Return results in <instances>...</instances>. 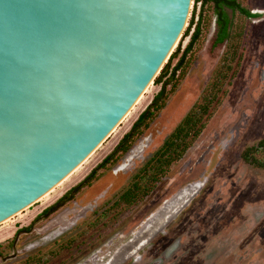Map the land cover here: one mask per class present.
<instances>
[{"label": "rangeland", "instance_id": "obj_1", "mask_svg": "<svg viewBox=\"0 0 264 264\" xmlns=\"http://www.w3.org/2000/svg\"><path fill=\"white\" fill-rule=\"evenodd\" d=\"M238 1L258 15L248 18L228 10L235 26L241 27L238 66L223 82L211 116L184 155L147 195L132 205L113 207L135 173L198 101L220 65L226 42L214 44L216 15L211 3L202 6L194 0L171 66L198 16L201 32L183 68L166 85L163 108L133 137L125 153L118 152L115 161L98 167L95 177L84 181L159 91L161 84L153 81L130 114L73 174L42 200L0 223V264H102L127 243L122 259L113 264H264V168L242 157L246 147L255 145L254 156L264 161V0ZM192 16L194 24L183 36ZM192 183L196 188L189 200L177 207L178 214L170 213L174 216L163 226L168 214L158 216V209L173 197L175 208L180 203L175 198ZM77 184L73 196L34 220ZM139 246L143 250L135 252Z\"/></svg>", "mask_w": 264, "mask_h": 264}, {"label": "water", "instance_id": "obj_2", "mask_svg": "<svg viewBox=\"0 0 264 264\" xmlns=\"http://www.w3.org/2000/svg\"><path fill=\"white\" fill-rule=\"evenodd\" d=\"M192 0H0V223L80 165L154 81Z\"/></svg>", "mask_w": 264, "mask_h": 264}, {"label": "trees", "instance_id": "obj_3", "mask_svg": "<svg viewBox=\"0 0 264 264\" xmlns=\"http://www.w3.org/2000/svg\"><path fill=\"white\" fill-rule=\"evenodd\" d=\"M198 2H200V5L202 6L206 3H211L213 13L216 15V32L214 44L226 42V49L224 51L220 65L214 72V76L211 82L205 88L198 101L194 102V104L184 114V116L180 119L174 129L166 136L161 146L157 150H155L153 155L142 165L137 173H135L129 185L115 199L113 207H118L119 205H132L137 200L147 195L155 185V183H157V181L165 175L170 165L178 161L184 155L186 150L200 135L202 129L205 127L207 119L211 116L213 108L218 102L217 94L221 86L223 85V82L228 77L229 73H231V75L233 74V71L231 72L232 68L238 66V59L240 58V56L236 58V54L239 49L241 27L235 26L233 18L229 14L228 10H231V12L233 13L238 12L239 14L248 18L256 17L258 14L251 12L238 0H194L195 4ZM192 24H194L193 16L191 17L189 26L186 28L183 36L188 35L189 29ZM200 32V17L198 16V19L194 24V29L190 34L189 41L183 49V52L177 59L176 63L171 66V61L178 55L179 48L171 53L169 61L162 67L158 76H156L154 83L161 84L159 91L153 96V99L147 106V108L139 114L130 130L123 135L116 147L89 172L84 181L95 177L98 167H102L107 163H112L113 161H115L117 158L116 154H118V152L119 155L125 153L129 148L133 137L141 134V128L147 127L149 121L153 118L155 113L163 108L164 100L166 99L168 94H166V85L169 84L170 80H173L177 71L183 68L184 64L187 61V55L191 51L194 43H196V41L198 40ZM141 140L142 139H139L132 146L119 166L125 159H127L126 157L128 156V154L137 146V144ZM256 151L257 146L255 145L246 147L242 152V157L251 165L264 168V161L254 156V153ZM79 187L80 184H77L70 188L55 203L47 207L44 212L55 210V208H57L64 200L69 198V196H73V193H75L79 189ZM191 188V191L186 190L185 192H189L190 194L188 195L189 197L187 198V201L193 194L192 192L195 190L196 186L192 185ZM185 193H183L182 196ZM182 196L175 199L183 200L181 199ZM173 201L174 200L172 198L170 199V201H166V203L161 207L163 212L167 214L172 213L171 208H174V206H172ZM187 201H183V203ZM177 207L178 205L175 208ZM177 210L179 211V209Z\"/></svg>", "mask_w": 264, "mask_h": 264}, {"label": "flooded vegetation", "instance_id": "obj_4", "mask_svg": "<svg viewBox=\"0 0 264 264\" xmlns=\"http://www.w3.org/2000/svg\"><path fill=\"white\" fill-rule=\"evenodd\" d=\"M193 184V183H192ZM194 185V184H193ZM192 190V188H190L189 189V191H191ZM194 190V189H193ZM188 195H190L189 194V192H187V193H185L183 196H182V198L181 199H183V200H180V203H177V205L178 206H181L182 204H184V203H181V201H187V198L189 197ZM181 197V196H180ZM173 199V198H172ZM171 211H172V213H175V214H178L180 211H178L177 210V208H171ZM46 212H44V210L41 212V214H38V215H36L35 216V218H34V220L37 218V217H39V216H41V215H44ZM156 214L158 215V216H162V215H164V213H163V210L161 209V207L158 209V211L156 212ZM166 214V213H165ZM68 215V214H67ZM169 215V217H167V219L166 220H164V224H163V226H165L166 227V225L169 223V221H170V219H171V217L172 216H174V214L173 215H170V214H168ZM33 221V220H32ZM32 222H30V224H31ZM30 227V226H29ZM44 228V227H43ZM42 228V229H43ZM27 230V229H26ZM41 230V229H40ZM22 231V230H21ZM157 232V233H156ZM155 233V235L154 236H156L157 234H158V232L159 231H156ZM16 233H18V230L17 231H15L14 232V236L16 235ZM40 233V232H39ZM43 233V232H42ZM138 236V235H137ZM137 236L134 238V240L137 238ZM153 236V237H154ZM152 238H150L149 240H151ZM133 242V241H132ZM128 246H130V243H127L125 246L123 245L122 247H120L112 256H113V258L112 259H110L108 262H105V263H102V264H113V261H120L122 258V256H123V253L125 252V250L127 249V247ZM142 246V245H141ZM141 246H139L138 247V249L135 251V252H137V251H141V250H143V249H141L142 247ZM145 245H143V247H144ZM129 248V247H128ZM134 252V253H135ZM132 254V253H131ZM131 254H129V255H131ZM132 256V255H131ZM98 259V258H97ZM128 259V258H127ZM94 264H96L95 262H93Z\"/></svg>", "mask_w": 264, "mask_h": 264}, {"label": "bare ground", "instance_id": "obj_5", "mask_svg": "<svg viewBox=\"0 0 264 264\" xmlns=\"http://www.w3.org/2000/svg\"><path fill=\"white\" fill-rule=\"evenodd\" d=\"M150 84H151V81H150V83L148 84V86H149ZM148 86H147V87H148ZM147 87H146V88H147ZM146 88H145V89H146ZM144 91H145V90H144ZM142 93H143V92H142ZM141 95H142V94H140V96H141ZM140 96H139V97L137 98V100L135 101L136 104H138V102L140 101V99H141ZM135 103H134V104H135ZM132 106H134V105H132ZM131 108H134V107H131ZM131 108L126 112V114L124 115V117L127 116L128 114H130V112H131V110H132ZM124 117L122 118V120L124 119ZM113 130H114V129H113ZM133 155H134V151L131 153V157H132ZM75 168H76V169H75ZM75 168L73 169L74 171L72 170V171H71L72 173H69V174H73V173L77 170L78 166L75 167ZM66 176H67V177H66ZM66 176H65V177L68 178L70 175H66ZM65 177H64V178H65ZM66 178H65V179H66ZM65 179H64V180H65ZM61 181H63V179L60 180L57 184H58V185L61 184V183H60ZM62 183H63V182H62ZM55 186H56V185H55ZM52 188H53V187H52ZM51 190H52V189H50V190L47 191L44 195H42L40 198H38V201H39V200H42L45 196H47L48 192H51ZM9 218H10V217H9ZM7 220H8V218H7ZM125 253H126V252H125ZM123 256H124V255H123Z\"/></svg>", "mask_w": 264, "mask_h": 264}]
</instances>
